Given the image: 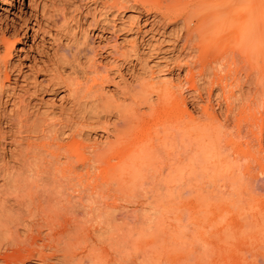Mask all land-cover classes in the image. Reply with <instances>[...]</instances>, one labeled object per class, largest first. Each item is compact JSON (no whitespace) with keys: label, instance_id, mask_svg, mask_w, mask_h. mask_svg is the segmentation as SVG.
I'll return each instance as SVG.
<instances>
[{"label":"bare ground","instance_id":"1","mask_svg":"<svg viewBox=\"0 0 264 264\" xmlns=\"http://www.w3.org/2000/svg\"><path fill=\"white\" fill-rule=\"evenodd\" d=\"M88 1L82 19L69 26L63 12L46 15L41 0H0V264H128L131 226L150 222L163 182L182 175L198 144L207 140L221 158L222 143L232 141L228 119L219 120L209 103L199 104V89L210 85L216 101L232 105L228 111L258 95V88L237 86V71L231 77L210 70L219 59L236 65L232 53L255 59L262 50L255 60H264V0ZM95 12L110 20L98 23ZM142 17L150 26L142 34L179 18L172 30H184L189 50L212 34L204 49L219 59L203 65L199 85L186 61V76L176 75V82L173 75L138 78L120 91L106 90L116 73L106 62L132 70L141 58L138 34L128 36L132 24L140 30ZM116 19L122 23L113 25ZM125 29L118 43L115 34ZM62 37L65 42L57 43ZM151 39L140 41L157 53ZM109 40L102 56V41ZM261 80L253 82L261 87ZM187 83L197 118L181 92ZM58 96L57 108H39L45 97ZM148 120L157 123L153 129ZM229 176L237 180L240 172L233 168ZM133 177L142 181L130 185ZM263 182L264 176L261 190ZM41 226L48 242L31 244ZM139 264H146L144 257Z\"/></svg>","mask_w":264,"mask_h":264},{"label":"rangeland","instance_id":"2","mask_svg":"<svg viewBox=\"0 0 264 264\" xmlns=\"http://www.w3.org/2000/svg\"><path fill=\"white\" fill-rule=\"evenodd\" d=\"M41 3L45 5L46 15L63 12L69 26H73L78 17L82 19L85 9L90 4L88 0H41ZM211 5L212 3L209 7ZM191 6L189 4L187 8ZM99 14L95 12L93 18L98 23L106 18V14ZM87 18L90 20L92 17L87 15ZM106 19L110 20V17ZM144 20L145 17L139 20L140 30L136 32V26L132 24V31L128 36V39H132L135 33L138 34L140 63L133 61L131 70L129 65L115 66L112 60L106 62L109 71L116 72L112 77L111 86L106 87V90L112 92L115 88L120 91L125 86L132 85L138 78L152 77L154 80L163 81L164 77L173 75L176 82V75H179L180 79L186 76L187 68L184 66L186 61L191 63L193 77L198 80L199 85L203 65L219 59L215 55L216 51L204 49L212 34L206 35L202 41L193 42L189 50L188 47H183V40L186 37L184 30L178 34L172 30L173 27L180 25L179 18L162 25H154L142 34L144 30L150 28ZM120 23L122 22L116 19L113 25ZM84 24L82 20L78 23L80 27ZM126 29L115 34L118 43L121 42ZM152 29L160 32L150 33ZM50 31L54 34L53 28ZM161 32L163 33L160 34ZM75 34H79L78 29L75 30ZM151 35H154L151 42L156 43L154 47L157 53L148 52L144 44L145 41H150ZM141 38L144 42L140 41ZM157 39L161 42L158 43ZM46 41H49L47 37ZM49 42H44L45 47L49 46ZM61 42H65L63 37L57 41ZM112 43V40L108 43L102 41L105 48L99 53L105 56L106 53L103 51H108ZM258 54L261 56L263 51L259 50L254 55L255 59ZM231 56L236 65L231 64L228 67L219 59L210 72L217 76H225L230 71L232 77L237 71L240 77L237 86L244 91L253 92L258 88V95L254 100L248 98L242 103H236L235 110L228 111V105H232L221 100L216 101L215 92L210 91V85L203 90L199 89L201 97L199 104L209 103L219 120L223 122L224 118L228 119L229 128L232 127V141L222 143L221 158L207 140L198 144L196 148L198 150L192 154L194 160L184 166L182 175H177L169 182H163L159 192L161 205L152 212L150 222L142 226H131L128 264H139L143 257L146 264H264V189L259 188V185H262L259 180L264 176V81L261 80L263 82L261 87L253 82L257 78L264 80V60L256 63L255 59H245L238 53H232ZM232 90L234 93L237 92L236 85ZM181 92L186 97L188 111L197 118L199 110L188 97L190 84L184 85ZM228 94L226 91L225 95ZM60 96L55 101L47 100L45 97L38 103L39 108L41 110L57 108ZM62 103L66 104L65 101ZM155 124L157 123L152 120L147 121V126L152 129ZM248 149L255 158L249 156ZM200 166L206 167L205 175ZM233 168L240 172L237 180H232L229 176ZM141 181L140 177H133L128 182L134 185ZM146 195L150 196V193ZM39 229V232L36 230L32 232L31 244L42 245L43 241L48 242L44 239L46 228L41 226Z\"/></svg>","mask_w":264,"mask_h":264}]
</instances>
